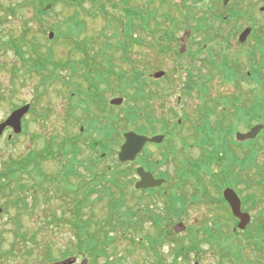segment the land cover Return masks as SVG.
Masks as SVG:
<instances>
[{
	"label": "trees",
	"instance_id": "1",
	"mask_svg": "<svg viewBox=\"0 0 264 264\" xmlns=\"http://www.w3.org/2000/svg\"><path fill=\"white\" fill-rule=\"evenodd\" d=\"M29 1L36 7L37 15L50 13V10L44 9L48 3H52L51 12L54 11L58 2H64L65 5L70 6L73 11L60 14L59 23H54L50 29L55 31L56 40H67L72 44L73 50H83L88 55L93 40L88 38L87 18H103L105 24L99 35L114 39L115 42H108L106 47L100 49L98 53L102 54L111 49L122 51V62L126 61L131 65L127 69L121 65L110 64L108 69L98 68L95 73L88 71L84 75V80L88 84L86 89L80 90L84 98L80 97L78 104L73 105L69 116L70 119L75 117L74 110L77 105L87 113V125L84 132L78 135L66 134L62 138L54 136L42 148L34 149L21 159L4 162L0 169V193L8 196L28 189L34 194L36 203L43 202L48 206L52 198H57L61 203L59 210L52 211L47 208L50 219L45 222L46 227L50 231H55L68 226L74 240L70 241L65 251H60V256L57 252L54 255L55 248L47 242L41 257L43 261L45 259L55 261L78 253L87 256L90 259L89 264H122L125 256L117 257L115 253L119 247V233L123 236L124 231V235L128 237L130 233L139 231L145 220H150L158 232L155 238L159 237L163 240L170 236L171 232L163 225L165 221L180 216L186 210L184 201L179 202L176 196L187 195L182 188L190 172L196 174L205 172L210 182L214 184L217 193L225 186L235 187L247 177L243 176V172L255 166L257 162L256 143L255 141L239 143L234 139V132L238 129L239 123L250 127L255 122L264 121V32L258 40V50L262 56V64L259 66L245 70L236 53L230 52L227 45L221 48V79L225 83L235 85V89L230 94L221 93L217 97L206 99V95L209 94V81L215 75H219L220 68L215 60H207L211 70L210 74H200L199 79L190 74L187 86L182 89V92L184 95H191L192 90H195L201 103L196 109L197 123H194L193 118L188 114L184 116L185 123H191V129L194 130L193 136H185L180 133L182 125L178 121L156 116L154 108L147 99L151 100L152 95H165L160 90L167 91L168 88L164 87L159 90L153 86V88L146 89L148 84L146 73L135 64L131 55L135 45L143 44L137 31L149 27L151 21L162 22L158 26V32L161 33L160 39L156 40L160 50L167 52L174 50L173 45L178 40L176 30L178 27H185L189 19L196 17V5L188 4V0H182L184 13L180 20L174 15L175 6L171 0H157L158 2L144 0L143 3L136 2V4H133L135 0H38L37 4L34 0ZM156 3H160V6ZM202 4L205 5L207 11L215 12L208 2L204 1ZM20 8L22 7L19 4H15L10 9L16 13ZM247 14L248 11H242L232 3L228 6L227 13L222 14L221 18L240 20L244 19ZM198 17L210 18L206 14ZM163 32L165 35H162ZM148 33L157 34L152 30ZM27 36L28 31L24 30L18 38L11 36L8 42L0 45V48L2 46L10 48L22 60L29 61L31 59L24 55L27 51L23 50L28 44L29 48L32 47L31 66L40 73L49 62L53 61L52 49L47 47V54H43L44 52L41 54L38 45L36 46L32 40L27 39ZM248 56L251 60L250 53ZM51 63L58 65L54 61ZM47 79L50 80L53 77L47 76ZM256 81L258 87L250 86L246 89L243 86L246 83L252 85ZM102 83L104 86H100ZM105 94L123 95L127 98L124 106L113 108L121 113L112 111L111 114H107L104 107L106 103H99L101 96ZM132 99L133 102L129 103ZM92 106L99 107L98 112L92 114L90 110ZM217 108L220 113H217ZM39 115L42 116V113ZM212 115L216 116L215 124L211 123ZM130 126L136 127L143 133H165L167 139L164 145L168 147V151L164 152V157L167 159L170 157L175 159L178 155L177 146L172 143L176 137H179L186 146L190 145L187 142L189 139H196L195 143L201 149V154L196 161H184L182 165H179L177 171L180 178L177 183L168 190L159 188L141 191V197L137 196L133 205H127L130 194L128 189L131 188L132 164H121L115 156L107 164L102 154L111 146L119 144L120 128ZM86 143L95 156L81 159V151ZM239 148L242 149V157L238 155ZM144 155L142 162L149 168L155 169L157 165L151 160V152L146 149ZM148 157H150V162H147ZM48 159H53L58 163L56 170L46 172L42 169V163ZM186 164H190V170ZM160 175L170 180L165 173L160 172ZM24 179H31L32 183ZM12 182L15 184L14 187H11ZM4 188L5 190L10 188V190L5 191ZM210 192L207 184L199 179L196 180L194 195H211ZM155 196L165 197L166 215L150 207L151 198ZM20 200L15 201V205ZM103 200L107 202L108 214L98 217L96 204ZM99 221L101 226L98 225ZM135 223L136 225H133ZM209 235L217 238L216 234ZM148 237L154 244L153 237L149 235ZM213 241L216 242L215 239ZM159 242L161 243L155 239V244ZM130 251V249L126 250V252ZM16 252L14 249L12 257L16 255ZM181 252H183L181 255L185 256L186 247H182ZM158 257L161 259V264H174L165 263L159 255Z\"/></svg>",
	"mask_w": 264,
	"mask_h": 264
},
{
	"label": "rangeland",
	"instance_id": "2",
	"mask_svg": "<svg viewBox=\"0 0 264 264\" xmlns=\"http://www.w3.org/2000/svg\"><path fill=\"white\" fill-rule=\"evenodd\" d=\"M144 0H135L133 4L143 3ZM157 1V0H156ZM196 14L201 15L207 8L205 5H201V2L196 0ZM205 1V0H204ZM208 3L211 1L214 2L213 6L218 8L217 0H206ZM37 4L38 0H34ZM158 2V1H157ZM194 0H190V3ZM172 4H177L176 9H173L174 15L182 20L184 13V5L182 0H173ZM245 3V2H244ZM15 4H19L20 8L16 13L10 8ZM52 5V3H49ZM246 4V3H245ZM243 4V5H245ZM48 5V4H46ZM44 6V8L46 7ZM53 7V6H52ZM15 8V7H14ZM52 9V8H51ZM49 14H39L36 13V7L29 0H0V43L9 41L10 37L13 36L19 37L24 30L28 31V36L31 39H34V42H41L43 45L48 46L52 49L54 54V60L59 64L58 67L53 65H47V67L42 71V73L50 74L56 76L55 79L49 80L45 87L48 88L47 94L44 97L37 98V87L41 82V75L37 72H31L27 75H24V68L22 67L21 60L15 54L14 50L2 46L0 49V116L8 113L10 109L17 103H23L29 101L34 104L35 109L43 110L47 107H51L52 111L48 117L43 120H39L33 111L27 118V130L28 132L25 135H21L11 143L8 142L5 138L0 142V168L4 161H9L12 159H20L26 156L33 149L42 148L45 143L51 139L54 135H64L68 131L69 133H74L79 131L80 126L78 123H67L66 117L70 110V106L73 101L70 98V94L76 95L78 92V85L86 86L83 82V79L80 73L83 71V68H80L83 55L81 53H70L73 50L72 44L69 41H63L61 39L51 40L48 38V32H44V29L51 30V25L59 23L60 14H68L73 11V9L65 5L64 2H58L55 6L53 12ZM221 11L223 10L222 0H221ZM37 15V16H36ZM250 16V14H249ZM249 16L247 19L240 20H230L229 22L221 23V40L228 38L227 47L230 52L237 54L238 59L241 64H244L245 70L251 67V60L248 56V53L254 51L255 45L257 43L254 37H249L247 41L241 44L238 40L239 33L246 26H249ZM194 19H189V24L185 27H178L176 32L179 35L181 42L178 41L175 50H170L169 52L163 53L160 50V47L156 45V40L160 38L161 33L158 32V26L162 24L160 21L150 22L149 27L145 29H139L137 34L143 40L142 45H135L134 52L131 57L135 63L150 77L148 79V84L146 89L153 88V84L156 81V84L161 88H168L167 91L164 89L160 90L165 93L163 96H154L152 95L151 100H149L152 108H154L156 115L161 117H168L165 119H179L181 116L187 115L189 117L195 115L197 106L200 103L197 92L193 91L191 95H183L182 88L184 83L187 82V70L199 73H204L205 75L209 74V69L205 65V59L207 58V51L212 43L208 42L205 47L202 48V52L199 57H194L192 55L188 56L187 53H183L182 56H179L176 53V50H188L189 53L197 52L199 48L192 40L186 37V32L190 31L189 28L191 25H194ZM88 29L87 34L89 37L97 40V43L94 45V50H97L102 44H104L105 37H97V34L100 33V30L105 24V21L101 17L95 19L87 18ZM157 26V30H156ZM259 29H264V23L259 21ZM219 23L216 20L213 23V28L211 29V34L213 38H216L219 33ZM152 30L157 34H149L148 31ZM131 34V32H127ZM176 34V35H177ZM260 34V33H258ZM162 35H165L163 32ZM197 35L195 39H198ZM115 42L114 39L110 40ZM198 44V42H196ZM215 43V44H216ZM203 44V43H202ZM222 44V43H221ZM217 45V44H216ZM26 50L30 51L29 45L26 44ZM216 55L217 49H212ZM248 52V53H247ZM111 56L113 58V63L121 65L127 69L131 67L129 63L123 64L121 62V53L111 51ZM102 62L105 59L100 58ZM253 60L255 65H258L261 57L258 52L253 55ZM104 64H106L104 62ZM13 65H16L18 68V88L13 91L14 84L12 81L11 68ZM156 70H165L166 76L159 79H154L152 74ZM199 76V75H197ZM131 77V76H130ZM199 78V77H198ZM116 83V80L114 81ZM210 95L218 96L221 93L230 94L235 89L234 83H225L221 79V75H215L210 81ZM244 88L248 89L251 84H244ZM252 87V86H251ZM43 88V86H42ZM192 92V91H191ZM167 93V94H166ZM107 95V94H105ZM117 95H107V99L110 100L112 97ZM125 97V96H124ZM126 98V97H125ZM127 99V98H126ZM124 102V101H123ZM133 99L131 100L132 103ZM139 102V101H138ZM95 109V108H94ZM173 112V113H172ZM174 112L176 113L174 115ZM115 113H121V111L116 110ZM171 113V116H170ZM85 118L82 117V121ZM211 123H216V117L212 116ZM190 124L187 122L185 127L180 130L186 136L192 134ZM238 129L245 131L246 125L244 123L238 124ZM120 142L123 141V138H119ZM193 142V140H190ZM172 143H177L179 146V153L175 159H167L164 157L165 147L157 146L152 143L148 145V151L152 153V161L155 163L162 161L163 163H158L156 170L165 173L173 180L169 183V188L173 183H175L180 176L178 175L179 165L185 160L196 161L197 157L201 154V149L196 144H193L188 149L182 148L179 144L180 140L176 137ZM259 143L264 144V137L261 136ZM119 145L114 146L113 152L110 150L108 155L111 156L112 153L116 155ZM90 152L87 149H83L82 157H89ZM262 156V154H261ZM150 157H148L147 162H150ZM107 164L110 160L109 157H105ZM264 162V157H259L257 161L258 165H261ZM140 164L139 162H134L132 166V175L131 183L133 184L135 180L138 179L135 174L136 166ZM187 168L190 170V164H186ZM58 167V163L55 160L44 161L42 163V169L46 172L54 171ZM187 169V170H188ZM256 167H252L251 170H246L243 172V176H247L249 179H256ZM188 170V171H189ZM30 178V177H28ZM190 178V179H189ZM183 189L187 191H192V180H201L203 183L207 184L210 189V193L216 194V189L213 183L210 182L208 175L203 172L202 174H196L190 172V176L187 178ZM27 181L26 179H24ZM24 181V182H25ZM128 189L130 193L128 195V204L133 205L135 203V198L139 195V198L142 194L133 193V188ZM213 185V186H212ZM13 186V183L11 184ZM242 189L246 188L244 184L240 186ZM9 189H7L8 191ZM246 191L243 194L249 193L251 190H255V183L248 188L243 189ZM22 193V192H21ZM120 193V190H119ZM128 194V193H127ZM29 203V211L17 217L18 209L13 207L12 202L16 200L15 196H5L0 193V206L4 205L8 207L6 213L0 215V264H52L53 262L48 259L42 260V254L45 251V245L47 242L51 243L55 248L53 250L54 255L57 252V255L60 256V251H65L69 247L70 241L74 240V236L71 233V229L68 226L61 228L60 230L50 231L46 227L45 222L50 219L49 211L47 208L55 211L60 209L61 203L57 198H52L50 205L46 206L43 202L36 203L34 202V196L31 192H28L26 195H21ZM20 198V197H19ZM165 198V197H164ZM152 204L151 208L157 212H163L164 203L161 198H151ZM23 204V203H22ZM218 210V206L215 203L210 202H197L190 203L188 205V210L181 216L173 218L169 221V229L172 231L173 236L172 240H167L163 244H156L154 247L148 242L144 236L146 234H151L153 232V226L149 220H145L141 231L132 232L129 234V239L126 235L123 236L119 233L118 239V249L116 250L117 257L123 255L125 259L122 264H161V259L165 263H170L174 260L175 253L178 250L179 241H183L186 244L188 243V236L191 230L190 225H192L197 218L203 214L215 213ZM96 213L101 217L105 214H108V205L105 200L100 201L96 204ZM101 220V219H99ZM183 221L187 226L186 229L180 228V230L175 231L174 226H177L178 222ZM100 222V221H99ZM101 226L100 224H98ZM133 225H136L133 224ZM175 232H174V231ZM113 236V235H111ZM109 237V236H108ZM142 241L143 244L138 243ZM150 243V244H148ZM188 244H191L189 241ZM152 246V250L148 248ZM16 250V255L12 257L13 250ZM127 249H132L129 253L126 252ZM191 250V249H190ZM31 252V253H30ZM158 253V255H157ZM85 259L84 256H78V262ZM220 264L219 252L214 249L208 243H201L200 251H198L195 256L192 252H189L186 257L178 256L176 259L177 264Z\"/></svg>",
	"mask_w": 264,
	"mask_h": 264
},
{
	"label": "flooded vegetation",
	"instance_id": "3",
	"mask_svg": "<svg viewBox=\"0 0 264 264\" xmlns=\"http://www.w3.org/2000/svg\"><path fill=\"white\" fill-rule=\"evenodd\" d=\"M217 1H218V11L216 13L217 18L195 19L193 26L196 28L191 29V34L189 39L195 42L196 31L200 32L201 30H203V29L201 30L199 29L200 26L207 25L208 27L213 28V23L216 20L218 21L219 29L217 33L219 34L217 36L218 38L217 60L221 72V23H225V21L221 20V0H217ZM237 1H239V4H241L240 6L243 7L244 10L250 8L249 23L252 27L255 28L258 27L259 21L260 22L262 21L264 23V0H237ZM202 37L204 38V36ZM202 37L200 38L203 39ZM254 38L256 39L255 43H257V39H259L260 36H258V34H256L255 32ZM106 42L108 43L111 41L107 40ZM105 47L106 45H101L99 49ZM110 51H105L102 54L98 53L97 59L81 61L80 68L82 67L88 68L89 71L92 73H95L98 68L100 69L107 68L110 64H113V58L111 56ZM209 52L212 51L210 50ZM209 52L207 53L209 55V56L207 55V57L212 56V58H214L213 56L214 54L210 53L212 54L210 55ZM197 54L200 55L201 53L194 51V53H189L188 56L192 55L196 57ZM100 58L105 59L104 62L106 64H104V62H102ZM21 65L23 67V63ZM23 68H24L23 69L24 75L32 74L31 73L32 70L30 69V66H26ZM11 72L14 73L12 81L14 84L13 91H15V89L18 88V83H19V81L17 80L19 71L16 65L12 66ZM101 86H104V84L102 83ZM42 97H44V94L37 95L38 99ZM25 105H29V108L22 118V127H21L22 131L20 133H16L14 128L7 125L2 130H0V142L5 138L8 142L11 143L19 136L25 135L28 132L27 118L34 111V104L29 101L14 104V106L10 109L8 113L1 115L0 126L6 121V119L14 110ZM36 112L37 115L42 113V116L39 115L41 118L45 117L44 109L42 111L36 110ZM94 112H97L96 108L92 110V114H94ZM74 119H75V124L78 123V125L80 126L79 131H77L76 133L80 134L81 132L84 131V128L81 127L80 125L81 115L79 110H75ZM258 145H259L260 154L264 156V144L259 143ZM13 160H17V159H12L9 160L8 162H11ZM48 160L52 161L53 159H48ZM261 166H262L261 169H255L257 176L256 179L243 180L235 188V190L239 194V198L241 201V210L244 213L242 214L243 216L241 217L235 216L232 213L229 203L226 201L224 197L221 196V194L217 196L200 197L201 200L199 202H203V201L214 202L218 206V210L217 212L212 214L203 212L200 218H197L196 221L192 225H190V227L200 230L215 231V226H216V232L218 234L220 264H264V162L263 164H261ZM253 183H255V190H251L249 191V193L243 194L244 192L246 193V191L243 189L250 188L253 185ZM241 184H244L246 188L242 189L240 187ZM241 223L244 224V227L240 226ZM193 248H194L193 256H195V254L198 251H200V248L196 244H193Z\"/></svg>",
	"mask_w": 264,
	"mask_h": 264
},
{
	"label": "water",
	"instance_id": "4",
	"mask_svg": "<svg viewBox=\"0 0 264 264\" xmlns=\"http://www.w3.org/2000/svg\"><path fill=\"white\" fill-rule=\"evenodd\" d=\"M230 0H224V4H228ZM51 5L47 6V9H49ZM252 28L246 27L239 36V40L241 42H244L247 40L248 36L251 34ZM54 34L51 32L49 34L50 38H53ZM165 74L163 70L155 72L154 76L156 78H160ZM123 102V98L116 97L111 99V104L113 105H120ZM29 105H25L23 107H20L16 110H14L11 115L8 117V119L0 126V130H2L5 126L10 125L15 128L16 132L21 131V119L25 112L28 110ZM264 124H257L253 126L249 131L247 132H240L238 131L236 133V139L238 141H246L250 139H254L259 132L263 129ZM125 141L121 145L120 150L118 152V158L119 162L125 163L129 161H134L138 154L141 153L147 143H161L164 140V135H155V136H148L145 134H140L134 131H128L124 134ZM137 174L139 175L140 179L135 183V187L137 189H144V188H151V187H157L164 183L163 178H155L152 172L147 171L143 166H139L137 168ZM224 197L229 202L231 209L234 213V215L241 217L243 216V212L241 211V203L240 199L235 192L230 187H227L223 192ZM1 211V209H0ZM242 227L244 224H240ZM180 228H185V225L180 222L175 227L176 231L180 230ZM76 261L75 257H70L65 260L56 262L54 264H74ZM85 264V263H84Z\"/></svg>",
	"mask_w": 264,
	"mask_h": 264
}]
</instances>
